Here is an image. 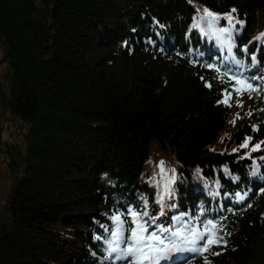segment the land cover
I'll list each match as a JSON object with an SVG mask.
<instances>
[{"label":"trees","instance_id":"obj_1","mask_svg":"<svg viewBox=\"0 0 264 264\" xmlns=\"http://www.w3.org/2000/svg\"><path fill=\"white\" fill-rule=\"evenodd\" d=\"M262 36L264 0H0V110L27 127L0 264H112L131 212L221 239L183 264H264Z\"/></svg>","mask_w":264,"mask_h":264},{"label":"snow or ice","instance_id":"obj_2","mask_svg":"<svg viewBox=\"0 0 264 264\" xmlns=\"http://www.w3.org/2000/svg\"><path fill=\"white\" fill-rule=\"evenodd\" d=\"M206 15L212 17L210 24H214L218 17L214 16L207 9L204 10ZM235 11V10H233ZM225 19H228L231 23L233 17L227 16ZM237 23H241L237 21ZM229 29H221V32H228ZM264 38V36H262ZM246 51V49H245ZM237 83H240L237 80ZM247 88L251 89V85H246ZM222 103H227V101H222ZM245 147L247 144L244 145ZM256 147H259L258 145ZM253 150H256L253 148ZM163 214V213H161ZM144 216H147V212L143 213ZM132 222L134 227H132L128 235H124V221L120 215H115L112 217L114 228L110 231V239L107 241V259L112 261V264H117L121 260L129 261V264H158V261L169 251L180 250V244L173 241L171 243V248L166 244L165 239H162L161 236L164 232H169L171 237L181 238L184 243L194 245L197 240L204 239V245L202 248L197 249L193 247L192 251H208V247L213 243L220 244L221 239H213L208 233L199 234L195 230L191 232L193 239H190L187 236H184L182 231L172 232L169 229L160 228L158 231H153L148 233V229L145 223H142L140 220V215L136 212H131ZM179 219V218H178ZM215 227V225H213ZM205 237H207L205 239Z\"/></svg>","mask_w":264,"mask_h":264},{"label":"rangeland","instance_id":"obj_3","mask_svg":"<svg viewBox=\"0 0 264 264\" xmlns=\"http://www.w3.org/2000/svg\"><path fill=\"white\" fill-rule=\"evenodd\" d=\"M205 26H207L205 24ZM9 79L8 69L6 66V53L3 49V47L0 44V88L4 89L5 83ZM0 122L2 127V149L0 153V227L1 230H6V224L7 218L4 206L7 201V196L9 189L12 185V179L10 175V171L8 168V162L10 159V156L13 155L12 153H18V155H14V157H18L21 154L25 153V143L24 139L22 138L23 133H25L27 127L22 124L17 118L12 117L11 115L7 113H2L0 110ZM223 149V147H220V150ZM248 152V151H247ZM81 164L68 166V169H73L75 171L80 170ZM76 166V167H75ZM78 168V169H77ZM85 204L82 202L81 206ZM80 210V208H78ZM5 220V221H3ZM3 231V232H4ZM6 233V232H5ZM183 249V247H182ZM183 250H173L167 252L165 255H174L177 253H181ZM164 255V256H165Z\"/></svg>","mask_w":264,"mask_h":264}]
</instances>
